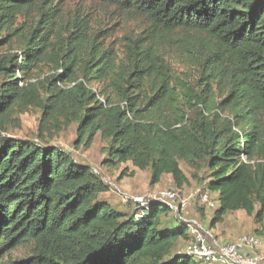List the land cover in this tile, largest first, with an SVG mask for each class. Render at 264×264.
<instances>
[{
    "label": "trees",
    "instance_id": "1",
    "mask_svg": "<svg viewBox=\"0 0 264 264\" xmlns=\"http://www.w3.org/2000/svg\"><path fill=\"white\" fill-rule=\"evenodd\" d=\"M95 1L143 24L124 38L121 59L86 15L64 26L58 2L0 0V264H201L178 250L188 228L163 221L167 205L149 204L138 217L115 210L88 165L48 144L46 133L72 124L74 147L99 136L102 165L147 170L151 186L170 176L182 189L185 163L217 195L209 227L241 211L258 236L264 0ZM171 47L191 77L172 68ZM44 69L50 74L41 79ZM31 109L40 113L41 144L2 135ZM126 176L133 172L124 169L118 181Z\"/></svg>",
    "mask_w": 264,
    "mask_h": 264
},
{
    "label": "rangeland",
    "instance_id": "2",
    "mask_svg": "<svg viewBox=\"0 0 264 264\" xmlns=\"http://www.w3.org/2000/svg\"><path fill=\"white\" fill-rule=\"evenodd\" d=\"M58 2L63 10L61 22L63 25L70 24L74 18H81L86 15L91 21V30L96 32L103 31L98 37L105 46L113 49L117 58L123 57V44L124 38H134L143 29V24L138 19L124 15L113 8L104 6L95 0H53ZM23 19H20L22 22ZM103 37L105 39H103ZM172 42H170V45ZM170 53L166 56L168 62L178 75H193L192 70L185 65L183 60L175 54V49L170 48ZM44 73V75H43ZM47 70L41 71L39 76L41 79L49 75ZM93 89H97L99 85L94 84ZM40 113L36 109H31L21 115H14L9 122L7 132L2 135L17 140L34 141L40 143L37 139L38 126H39ZM76 124L70 125L62 131L55 132L53 129L46 134H52L53 138L50 140L49 135H45L48 144L59 147L69 152L75 162L79 164L88 165L95 176L107 187V192L102 194L100 198L108 202L115 210L125 212L127 214L136 213V217L140 216L141 211L149 206V200L160 192L175 191L179 200L185 201V209L178 215L171 213L169 217H162L163 221L174 222L176 220L185 221L193 220L199 222L202 227L210 233L220 234L223 232L239 233L238 235H255L253 233V219L247 217L243 212H228L224 216V223H217L214 228H210V221L213 217L215 209L219 207L216 202V194L209 193L204 184L197 183L192 177L194 169H190L185 163L180 162V169L188 179V184L182 189H176L171 181L170 176H163L161 181L151 186L149 184V171H139L132 167L130 163L120 164L117 166L102 165L105 159V142L99 136H96L89 146L85 148L80 146L74 147L77 140ZM41 144V143H40ZM44 144V143H42ZM127 169L133 172V176L124 177L118 181L120 173ZM96 172V173H94ZM200 176V175H199ZM206 195L208 201L214 206L210 207L209 204L204 203L201 198ZM152 204V203H151ZM240 217V218H239ZM169 218H172L171 220ZM238 223V224H236ZM220 227V229H218ZM264 227V225H263ZM231 230V231H230ZM217 231V232H216ZM190 234V231H188ZM264 240V229L258 235ZM192 241L191 235L186 240L181 239L177 242L178 250L183 249ZM18 257L22 256L21 253L17 254ZM199 263V262H198Z\"/></svg>",
    "mask_w": 264,
    "mask_h": 264
},
{
    "label": "built area",
    "instance_id": "3",
    "mask_svg": "<svg viewBox=\"0 0 264 264\" xmlns=\"http://www.w3.org/2000/svg\"><path fill=\"white\" fill-rule=\"evenodd\" d=\"M96 173V172H94ZM201 200L208 201L206 195ZM165 204L174 215L185 209L186 202L179 200L175 191L160 192L149 200V204ZM181 221L190 231L192 241L183 249L182 253L201 264H264V240L256 235H239L232 242L221 243L212 233L206 231L199 222Z\"/></svg>",
    "mask_w": 264,
    "mask_h": 264
},
{
    "label": "crops",
    "instance_id": "4",
    "mask_svg": "<svg viewBox=\"0 0 264 264\" xmlns=\"http://www.w3.org/2000/svg\"><path fill=\"white\" fill-rule=\"evenodd\" d=\"M216 197H217V195H216ZM225 216V215H224ZM240 218V217H239ZM225 221H224V217H223V221L222 222H220V223H224ZM236 224H238V223H236ZM254 225V224H253ZM216 226V225H215ZM214 226V227H215ZM213 227V228H214ZM256 228V226H253V230ZM218 229H220V227L218 228ZM262 229H264V227L262 228ZM231 231V230H230ZM217 232V231H216ZM237 234H239V233H231V232H227V234H224L223 232H220V234H217V233H214L213 234V236L215 237V239L216 240H218L219 242H221V243H228V242H232L237 236ZM239 236V235H238Z\"/></svg>",
    "mask_w": 264,
    "mask_h": 264
}]
</instances>
